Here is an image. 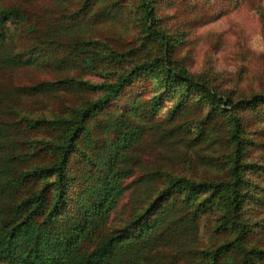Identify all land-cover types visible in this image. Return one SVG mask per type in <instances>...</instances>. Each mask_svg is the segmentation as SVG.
<instances>
[{
	"label": "trees",
	"instance_id": "1",
	"mask_svg": "<svg viewBox=\"0 0 264 264\" xmlns=\"http://www.w3.org/2000/svg\"><path fill=\"white\" fill-rule=\"evenodd\" d=\"M73 1L69 9L49 0L58 16L51 19L46 7L29 6L35 0H0L2 73L33 67L59 75L0 82V264H264V246L247 241L253 223L242 214L253 184L245 134L264 120V92L237 94L211 72L190 71L157 0ZM238 2L220 0L218 10ZM122 4L136 13L134 45L66 32L101 22ZM17 25L22 42L14 44ZM41 95L58 96L61 105L47 116L18 117L22 100ZM164 100L169 105L155 118ZM147 128L157 131L156 142L209 145L198 156L221 175L192 179L144 166ZM126 188L138 194L118 209ZM214 212L198 246L200 218Z\"/></svg>",
	"mask_w": 264,
	"mask_h": 264
},
{
	"label": "rangeland",
	"instance_id": "2",
	"mask_svg": "<svg viewBox=\"0 0 264 264\" xmlns=\"http://www.w3.org/2000/svg\"><path fill=\"white\" fill-rule=\"evenodd\" d=\"M64 1L69 4V9L76 4L74 1L69 3L71 0ZM48 2L49 0H35V3H30L29 6L36 5L32 7L35 12H39L37 11L39 7H46L49 9L51 19H57V14L54 15L55 10ZM209 2L210 0H157V13L162 15L166 27L175 29L174 37L180 39L177 55L184 56L185 64L190 71L211 72L220 88H231L237 94H250L260 90L264 92V0H240L236 5L223 11L218 10L220 0H214L213 3L210 2L211 4ZM135 14L132 5L122 4L119 10L111 9L101 22H89L84 29L80 25L66 32L72 34L81 32L86 38L105 40L116 48H127L140 38ZM16 31L14 44L22 42L20 36L22 30L19 25ZM151 54L152 52H149L147 55ZM10 72L11 75L7 72L3 74L0 69V82L28 83L59 76L57 72L33 67L11 69ZM82 77L92 81L98 80L95 74L90 73L82 74ZM70 99L69 96H64L65 103L69 104ZM21 104L22 110L17 113L18 117L22 114L32 117L40 111L47 116L61 105L58 96L52 95L27 97ZM167 105L169 101L164 100L155 118H160L164 114ZM245 135L250 139L245 158L252 164L246 174L253 184L247 186L249 197L243 204L242 214L253 223L247 241L263 247L264 144L262 146L254 141H264V120L250 125ZM156 136L157 131L147 128L140 142V145L148 147L144 148L141 155V164L144 166L158 164L163 170L180 173L192 179H212L221 175L222 172L217 167L200 161L198 154L209 153L211 149L209 145L197 144L186 148L181 143L156 142ZM216 151L221 150L218 148ZM180 152L188 153L189 159L181 158ZM130 179L131 177H127L124 182L128 183ZM158 186L157 183L156 188ZM133 194L138 193L134 191L130 193L126 188L117 208L119 209L128 196ZM215 215L214 212L201 216L202 227L200 236L198 235V246L205 244L208 227L206 225L214 223ZM205 217L208 218L207 221ZM218 239L219 237H216L213 241L218 242Z\"/></svg>",
	"mask_w": 264,
	"mask_h": 264
}]
</instances>
